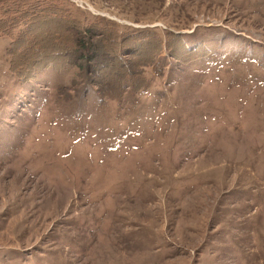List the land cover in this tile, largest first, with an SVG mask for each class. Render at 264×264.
Instances as JSON below:
<instances>
[{
	"label": "rangeland",
	"instance_id": "1",
	"mask_svg": "<svg viewBox=\"0 0 264 264\" xmlns=\"http://www.w3.org/2000/svg\"><path fill=\"white\" fill-rule=\"evenodd\" d=\"M64 5L117 29L43 19L25 82L0 35V264H264V0Z\"/></svg>",
	"mask_w": 264,
	"mask_h": 264
},
{
	"label": "trees",
	"instance_id": "2",
	"mask_svg": "<svg viewBox=\"0 0 264 264\" xmlns=\"http://www.w3.org/2000/svg\"><path fill=\"white\" fill-rule=\"evenodd\" d=\"M64 3L65 0H0V35L7 36L10 39L6 49V53L10 57L9 69L18 81L25 82L34 75L35 71L55 65V59L42 57L40 51L42 48L33 45L38 29L42 26L41 21L43 19L55 20L58 25L63 22H71L78 30L74 31V27L70 28V31L75 32L74 35H76L73 39L74 51L70 55L74 56L80 52L81 56L79 58L81 60H96V63H102L98 49H94L96 47L92 42L93 37H102L105 32L101 30L97 32L98 29L96 27L107 28L105 22L111 28L116 27L112 22L99 18L95 22L81 28L79 26L80 22L76 19L72 10H67L66 12L67 5L65 6ZM152 35H154L153 32L149 30H132L131 32L114 30L111 34V41L115 42L116 51H119L117 56L121 60L122 47L119 45L123 43L126 37L129 38L131 36L134 38L132 44L138 45L139 38L148 40ZM88 36L90 37V43H88ZM155 37L158 44L160 38L156 34ZM58 65L62 67V64ZM79 66H81L80 63ZM132 77L131 73H127L123 83L133 84Z\"/></svg>",
	"mask_w": 264,
	"mask_h": 264
}]
</instances>
